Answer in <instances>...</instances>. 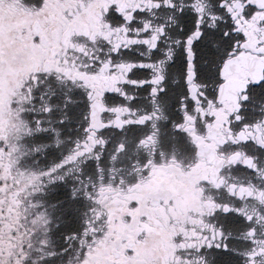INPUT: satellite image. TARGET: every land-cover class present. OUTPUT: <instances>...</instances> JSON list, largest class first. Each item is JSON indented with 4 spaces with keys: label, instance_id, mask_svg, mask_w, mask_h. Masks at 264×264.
Returning a JSON list of instances; mask_svg holds the SVG:
<instances>
[{
    "label": "flooded vegetation",
    "instance_id": "1",
    "mask_svg": "<svg viewBox=\"0 0 264 264\" xmlns=\"http://www.w3.org/2000/svg\"><path fill=\"white\" fill-rule=\"evenodd\" d=\"M12 2L0 264H264V0Z\"/></svg>",
    "mask_w": 264,
    "mask_h": 264
},
{
    "label": "rangeland",
    "instance_id": "2",
    "mask_svg": "<svg viewBox=\"0 0 264 264\" xmlns=\"http://www.w3.org/2000/svg\"><path fill=\"white\" fill-rule=\"evenodd\" d=\"M7 1L8 0H0V16H2L5 7L8 6V4L6 3ZM11 3L14 4L12 2V0H11ZM22 96L23 97L26 96L29 99L31 95L28 92H26V94L23 93ZM82 111H83V106L81 104L80 105L77 104V103L76 104L75 103H73V104H67L66 105V114H67L66 123H64L60 128H57L53 134L56 133V135H58V137H60L62 135H65L66 132L68 133V135H70V134L72 135V134L76 133L77 131L75 129L74 123H77V121L78 122L79 121H82V115H83ZM52 130H54L53 126H52ZM21 137H24V136H21ZM21 137H13L14 142H15V143H13L14 144V147H13L14 148V151H17V152L24 151L22 154H29V153H26L25 152L27 150L25 149V145L23 144V142H21L22 145L20 143V140H22ZM58 145L59 146H62L61 143H59ZM86 170H88L90 172L89 168H87ZM89 181H90V184H91V180H89ZM91 186H92V184L89 187V192L91 193V198H92V196L94 194V193H92V191H94V189L91 188ZM71 206L73 207V210L74 211H71V210L69 211V215H68V216H70L69 219L63 217L64 220H65V222L62 223L59 226V228H60L61 231H63V230H69L74 225H76V223H77V221H76V215H77V212L79 211V208L81 206H83V204H82L81 201L74 200L72 202ZM95 211L98 212V209H96V208L93 209V207H92V211H91L90 216H89V220L92 223L95 221V219H97L99 217L98 215H96V212ZM81 219L84 220V221L86 219V221H88V216L86 217V216L83 215ZM76 234H77L76 235V238L78 240H81L80 237H79V231H77ZM44 263L45 264H55V262L53 260H51L50 258L49 259H46V261ZM224 264H230V263L229 262H226V260L224 258Z\"/></svg>",
    "mask_w": 264,
    "mask_h": 264
}]
</instances>
